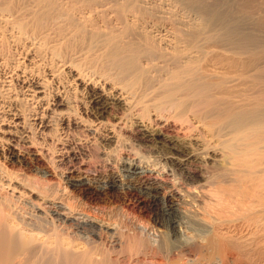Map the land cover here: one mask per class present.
I'll list each match as a JSON object with an SVG mask.
<instances>
[{
    "label": "bare ground",
    "instance_id": "bare-ground-1",
    "mask_svg": "<svg viewBox=\"0 0 264 264\" xmlns=\"http://www.w3.org/2000/svg\"><path fill=\"white\" fill-rule=\"evenodd\" d=\"M0 65L6 69L0 75V248L21 243L5 233L4 217L48 239L50 230L57 234L46 225L51 216L72 244L86 247L80 256L64 253L62 264L230 262L232 251L215 225L197 236L192 225L172 219L181 236L167 232L164 244L157 224L128 227L75 212L73 205H48L47 193L35 203L32 184L9 165L21 163L16 145H29L44 157L58 154L68 171L77 168L87 145L59 142L76 132L97 143L105 167L114 165L111 153L121 142L122 149L148 152L151 164L179 172L186 183L211 179L201 199L207 213L254 212L264 200L258 162L264 153V0H0ZM53 139L59 144L48 149L45 142ZM199 163L201 171L190 170ZM146 189V197L158 200L154 183ZM175 201L159 203L162 213L179 210ZM257 217L249 223L254 228Z\"/></svg>",
    "mask_w": 264,
    "mask_h": 264
},
{
    "label": "rangeland",
    "instance_id": "rangeland-1",
    "mask_svg": "<svg viewBox=\"0 0 264 264\" xmlns=\"http://www.w3.org/2000/svg\"><path fill=\"white\" fill-rule=\"evenodd\" d=\"M19 56L20 55H18V57ZM5 70L6 69L4 68V66L1 67L0 65V75H3L5 73ZM96 86H98L97 89L101 91L105 92L106 90L105 93H107L108 95H112L110 97L112 98H114V96L116 97V93H114L112 90L110 89L108 90V88L107 89L102 88L100 84H97ZM110 92L113 93L111 94ZM75 133L76 132H72V135H70L69 138L67 137L65 139H61L60 141L53 139L54 141L49 140L48 142L47 141L45 142V144L48 143L46 146L48 149L49 147L50 149L53 148V146L55 148L56 145L59 144L58 141L60 143L61 142L63 143L65 141L64 143H69L72 145L75 143L76 146L87 145L85 147L86 152L84 151L85 154L79 155V157L77 156L78 158V160L76 159V162H78L77 168L76 167L72 168L69 171L66 170V167L58 163L60 157L58 156V154L56 155V153L52 154L49 152V155L47 157H44L39 153L38 146L37 147L35 146L34 148H30L28 147L29 146L28 145L27 148L26 146L21 147L19 145H16L18 149L15 151H17V153L19 151V153L22 154L21 158L19 159L21 160V163L15 161L14 165L13 164L9 165V169L11 171H14L13 173H16L21 179L25 180L30 185L32 184L31 191H33L34 193L33 195L36 199V201H34L35 203L39 202L38 196L40 197V195L42 196V194L47 193L48 195L51 194L50 198L52 199V203L48 205L56 206V204L58 203L57 206H60L63 204L67 208L70 209L72 208V210L75 207L73 210L75 212H79V213L84 212L87 214L89 213V215L91 214L90 216L96 215L97 217H100V219L101 218L104 220L107 219L106 221H111L113 219L112 221L116 220L118 222H121V224L124 222L123 224L126 226L128 225L130 226V222L135 223L137 225L138 223L139 225L145 224L147 225V228H149V226L151 228V225L153 226L154 224H157V228H159V230L161 231V237L163 236L161 238V242L163 243L165 242L164 244H167L168 242L167 232H170L169 235L171 236V238L174 239L177 236L178 237L181 236V229L178 226V224H175L176 222H174L177 219H181L183 222H185L186 226H190L191 228L193 226L192 233L193 235H196L195 233H197V236L206 235V233L208 232L206 233L203 232V234H198V233L200 232L202 233V230L210 229L211 225L213 228V226L215 225L213 230L215 232H218V234L223 235L222 238H224V240L227 242L225 243L229 245L228 248L232 251V253L230 252L228 255L230 256L231 259V260L229 259L230 262L228 264H234L233 262H235L236 260L238 261L237 263L235 262V264H239L240 262H241L240 264H264V200L261 201L262 203L260 202L262 205H260L259 203V206L256 209L260 214L256 213L257 212L256 210L253 212L254 209L250 210V213L248 210L245 209L242 210L243 212L240 211L238 214L237 213L234 214L232 212L227 214V212H225L222 213L221 217L220 216L217 217L215 214H211V212L207 213V211L203 209L204 203H202L203 202L202 200H204L203 196L205 197V190L208 188L209 185L212 184L211 179H207L206 181L208 182L203 180L190 184L186 183L184 182V179L182 178L179 172H169L167 170L165 171V169H162L160 167H155L153 164H151L152 162L150 160H153L155 157L153 158V156L148 154V152L142 149L138 150L139 148L135 147L134 150H131L133 152L132 153L130 151V149L132 148H129V150H127L128 147L127 149L126 148L122 149L123 145L122 147L120 146L121 142L118 143L119 145L117 144V146L115 145V147H113L115 148L114 153L113 152L111 153L112 155L111 158L114 160V165L119 164L118 167L117 166L114 167V165H109L110 168L105 167V165H103L102 162L103 160H101L104 157L102 158V156H100V154H98L97 151L95 152V150H97V143L94 140H86L84 136L82 135L79 136V134H76L74 136ZM4 147L6 148L8 146L4 145ZM88 147L89 150L87 149ZM135 150L136 151L138 150L137 153ZM141 150L144 153H142ZM147 156L149 159L147 158ZM254 160L257 161L256 159ZM4 162H5L4 155L3 152L1 151L0 164ZM258 162H259V167L264 168V153L258 154ZM242 163L244 165H247L246 161ZM197 164H193L191 167L192 169L190 168V170L201 171L203 168L202 164L200 163L199 165ZM194 165L196 169L194 168ZM112 166L113 168H111ZM240 168L246 169L248 167L241 166ZM249 168L251 169V166ZM248 177H250V175ZM244 178L247 179L244 182H247L249 186L251 182L248 180L247 177ZM262 179H264V176L262 177ZM149 182H152L154 183V185H156L155 193L157 191L158 196L155 198H157L158 200L156 199L152 200L148 196L146 197L145 195V192L147 191L146 185ZM216 182L219 183V180H217ZM216 182H214L215 186H217ZM262 182H264V180ZM200 183H202L203 185ZM30 185L27 184L29 188ZM195 186L198 187L195 188ZM225 187L228 186L225 185ZM262 187L264 188V185H262ZM20 188L21 191L26 190L22 187ZM172 189L174 190V192ZM202 189L204 191L202 192L203 194L198 191V190L202 191ZM168 192H170L169 193L170 195L175 193V195L179 200L176 197L171 199V196H169ZM263 194L264 193H262V196ZM163 199L164 200L167 199L171 201L176 200L175 201L176 203L180 201L179 210L177 211L171 210L162 213L163 211V209H161L162 205L159 206V203L163 202L164 201ZM149 202L152 203L153 206ZM71 205H73L74 207ZM247 205L249 206V203ZM247 205L246 208H248ZM122 213H123V217L119 215ZM161 213L164 215H162ZM254 213H256L257 216H260L259 224L257 228L253 227L254 224L250 225L251 222H253L252 218L254 219L258 218L257 216L253 215ZM206 214H209L210 216ZM214 216L217 217V220L214 218ZM120 217L122 219L125 217L127 221L126 220L122 221ZM47 219L50 221L54 220L51 221L52 225L51 224L49 225L50 221L48 224L46 223V225H48V227H50L51 229L57 231V234H60V238L57 234H52L53 231L51 230H50L51 237L49 236L48 239H47L48 236H45L46 239L45 237L36 238L35 236L30 235L34 231L21 229L19 226H16L15 224H11L12 222H10L4 217L2 219L4 220L2 226L4 225L3 227L7 229L6 230L4 228L5 233L9 231L11 234H15L16 237L19 238L21 243L17 247H13L11 245L0 248V264H38L41 257L45 255L47 256L48 254L51 255L52 257L51 259H53L49 262V264H62L61 257H64L62 256L64 255V253L66 254L71 252L74 256H80L85 251L86 247L83 244L82 245L77 244L78 242L76 244L75 243L72 244L70 240H68L67 233H65L63 230L62 231L60 230V227L62 228V226L59 223V221H57L55 218H51V216H49V218ZM172 219H174V221ZM193 220L196 221L198 220L197 223L199 225L203 223L201 222L202 220L205 221L204 226L199 227L198 224L194 223L196 221L193 222ZM206 220L208 222H206ZM215 222H219L220 225ZM58 224H60V226ZM194 224L197 226L196 229ZM205 224L208 226H205ZM216 224L219 226H217ZM212 228L210 229V231L212 230ZM56 235L58 239L56 238ZM23 244L30 245L32 248L30 247L27 248ZM176 245L178 246V243H176ZM36 247L39 248V251L35 250ZM234 259L236 260L234 261Z\"/></svg>",
    "mask_w": 264,
    "mask_h": 264
}]
</instances>
